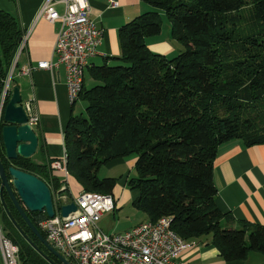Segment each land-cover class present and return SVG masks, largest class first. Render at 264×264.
<instances>
[{
  "label": "trees",
  "instance_id": "obj_1",
  "mask_svg": "<svg viewBox=\"0 0 264 264\" xmlns=\"http://www.w3.org/2000/svg\"><path fill=\"white\" fill-rule=\"evenodd\" d=\"M142 1L153 10L121 27L122 57L114 66L96 68L95 86L81 94L86 114L70 119L69 175L84 192L114 197L117 179L100 178V169L136 154L137 175L128 176L125 187L136 191L133 204L148 221L170 217L178 235L187 241L211 239L226 262L246 259L253 250L264 253V226L223 227L227 215L217 206L214 182L222 144L239 139L247 147L264 145V0ZM159 10L169 20L171 36L185 47L173 59L147 44L162 31ZM241 24L245 34L237 38L230 26ZM23 36L18 20L0 9V94ZM4 125L2 120L0 159L8 176L15 167L43 180L52 193L66 194L60 192L55 160L7 158ZM2 198L1 220L20 247V261L63 264L26 224L6 190ZM26 213L47 239L41 227L47 214Z\"/></svg>",
  "mask_w": 264,
  "mask_h": 264
},
{
  "label": "crops",
  "instance_id": "obj_2",
  "mask_svg": "<svg viewBox=\"0 0 264 264\" xmlns=\"http://www.w3.org/2000/svg\"><path fill=\"white\" fill-rule=\"evenodd\" d=\"M46 1L0 0V9L13 15L27 36L24 49L16 55L13 87L20 88L23 103H29L33 114L40 118L34 126L39 137L36 154L39 152L41 162L49 163L52 160L64 159L67 155L65 131L72 115H77V106L69 101L64 65H60L55 73L34 70L31 74H22L24 68L37 67L40 61L56 60L54 46L61 24L58 21L52 23L40 16ZM88 1L91 17L102 28L104 36L98 48L99 53L90 60L85 71L84 92L96 84L94 73L97 67L114 66L122 57L119 36L121 27L153 10L142 0ZM113 3L117 6L113 7ZM56 8L60 13L64 10L62 4ZM168 29L170 32V26ZM156 38L159 36L147 38V44L153 52L163 55L173 52L172 41L162 40L164 45L159 46L161 39ZM82 99L80 97L78 101ZM61 177L65 185V179ZM214 182L218 189L217 206L227 215L222 223L224 228L235 229L241 228L242 225L264 226V145L247 147L239 139L222 144L214 165ZM67 183L75 186L68 195L76 198L81 189L70 175ZM190 242L195 243V246L181 255L178 264H264V253L259 250L251 251L246 259L226 262L211 243V239ZM0 264H3L1 255ZM20 264L24 263L20 261Z\"/></svg>",
  "mask_w": 264,
  "mask_h": 264
},
{
  "label": "built area",
  "instance_id": "obj_3",
  "mask_svg": "<svg viewBox=\"0 0 264 264\" xmlns=\"http://www.w3.org/2000/svg\"><path fill=\"white\" fill-rule=\"evenodd\" d=\"M59 4L64 7L62 13L56 8ZM116 6L113 3V7ZM40 16L61 24L54 46L56 60L40 61L37 67L24 68L22 74H31L34 70L55 73L64 65L69 101L75 105L84 90L85 71L90 60L99 53L104 32L91 17L88 0H47ZM26 39L24 35L17 53L24 49ZM14 64L0 94V128L4 109L13 93ZM23 104L29 124L34 127L40 118L33 114L29 103ZM52 166L65 179L60 189L63 192L69 177L67 155L54 161ZM70 203L76 204L77 211L63 217L62 206ZM115 210L116 202L110 194L81 192L73 201L69 196H60L59 203H55V217L48 218L41 227L47 241L71 264H178L181 255L195 246L172 229L170 217H162L156 223L143 222L121 233H105L98 221ZM0 255L3 264H20V247L5 232L1 207Z\"/></svg>",
  "mask_w": 264,
  "mask_h": 264
},
{
  "label": "water",
  "instance_id": "obj_4",
  "mask_svg": "<svg viewBox=\"0 0 264 264\" xmlns=\"http://www.w3.org/2000/svg\"><path fill=\"white\" fill-rule=\"evenodd\" d=\"M3 123L5 125L1 133L2 141L9 160H15L19 156L29 159L36 154L39 146V137L34 127L29 124L28 114L18 86L13 88L11 99L4 109ZM8 172L11 179L0 159V179L2 182L0 196L2 203L4 204L3 192L6 190L21 217L46 248L63 264H71L42 236L26 213V210L29 212H45L49 218L55 217V203L50 187L40 178L15 167H11ZM76 211L77 206L75 203L62 206L63 217H68ZM28 241L39 250L32 241L29 239ZM40 253L48 259V256L43 252Z\"/></svg>",
  "mask_w": 264,
  "mask_h": 264
},
{
  "label": "rangeland",
  "instance_id": "obj_5",
  "mask_svg": "<svg viewBox=\"0 0 264 264\" xmlns=\"http://www.w3.org/2000/svg\"><path fill=\"white\" fill-rule=\"evenodd\" d=\"M248 15V10H247ZM159 21L162 26V31L158 35L159 38H156L158 40L161 39V41L158 43L159 46H163L162 40L169 39L174 44V50L173 52L167 54L166 56L168 59H173L182 52L185 51V47L181 42L178 40H175L171 33L169 32V20L163 10H159ZM230 28L235 29V37H242L245 34V28L244 25H239L237 27L230 26ZM159 54V53H158ZM95 80V78H94ZM90 82V79H89ZM95 86V85H94ZM76 114L77 115H85L86 114V107L87 103L82 99L80 101L76 102ZM32 161L37 164H44V162H41V158L39 157V152L31 157ZM137 160L136 154L128 155L124 158V160L110 165V166H103V168L99 171V177L100 178H107L112 177L117 179V186L114 191V198L116 202L117 209L114 212H110L105 214L99 221L98 226L99 228L108 234H115V233H121L123 231H126L134 226H137L143 222L148 221L147 215L138 209L133 204V198L136 196V191L131 190L130 187H125V181L128 176L131 178L132 176L135 177L137 175L136 170L134 169L135 162ZM71 187V188H70ZM75 186H70L68 183L66 184V188L64 191L66 192V195L68 196V192L73 189ZM84 192V191H80ZM70 195V194H69ZM63 196V195H62ZM53 199L56 204L59 203L60 196L58 193H53ZM0 203L1 196H0ZM2 215V213H1ZM4 225V224H3ZM5 232L6 227L4 226Z\"/></svg>",
  "mask_w": 264,
  "mask_h": 264
}]
</instances>
